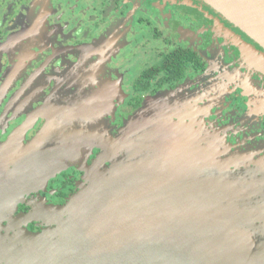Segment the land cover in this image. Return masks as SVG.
<instances>
[{
    "label": "flooded vegetation",
    "instance_id": "af4514ba",
    "mask_svg": "<svg viewBox=\"0 0 264 264\" xmlns=\"http://www.w3.org/2000/svg\"><path fill=\"white\" fill-rule=\"evenodd\" d=\"M235 41L264 55L204 0H0V190L70 132L58 149L79 146L74 165L12 186L16 194L0 204V233L14 240L7 245L21 228L58 231L44 215L23 218L87 187L83 169L101 153V136L113 143L131 118L165 119L159 141L190 131L197 142L216 139L264 207V65L246 61Z\"/></svg>",
    "mask_w": 264,
    "mask_h": 264
},
{
    "label": "water",
    "instance_id": "95a60500",
    "mask_svg": "<svg viewBox=\"0 0 264 264\" xmlns=\"http://www.w3.org/2000/svg\"><path fill=\"white\" fill-rule=\"evenodd\" d=\"M204 1L264 47V0ZM258 61L264 65V58ZM136 120L113 143L101 136V153L83 169L87 187L66 205L23 218L44 215L58 231L21 228L22 239L8 245L12 238L0 233V264H264V240L254 238L264 237V207L252 202L256 191L249 177L232 173L239 162L223 158L229 153L207 135L197 142L190 131L188 137L159 141L165 119ZM154 122L162 125L151 128ZM72 136L45 149L38 161L17 166L0 190V204L16 194V183L74 165L79 146L62 157L58 149ZM22 241L18 252L10 251Z\"/></svg>",
    "mask_w": 264,
    "mask_h": 264
},
{
    "label": "rangeland",
    "instance_id": "374dc122",
    "mask_svg": "<svg viewBox=\"0 0 264 264\" xmlns=\"http://www.w3.org/2000/svg\"><path fill=\"white\" fill-rule=\"evenodd\" d=\"M186 30H187V28L185 29V31ZM235 44L240 47V51L242 52V55L244 56V59L246 61L250 60L254 64V63H257L258 60L262 61V59L264 58V56L258 50H256L255 47H253L251 45L247 44L246 46L242 47L236 41H235ZM204 46H205V43H204L202 49L204 48Z\"/></svg>",
    "mask_w": 264,
    "mask_h": 264
},
{
    "label": "bare ground",
    "instance_id": "6f19581e",
    "mask_svg": "<svg viewBox=\"0 0 264 264\" xmlns=\"http://www.w3.org/2000/svg\"><path fill=\"white\" fill-rule=\"evenodd\" d=\"M240 44V43H239ZM257 52V51H256ZM171 109V108H170ZM173 110V109H172ZM185 112V111H184ZM187 112V111H186ZM176 114V113H175ZM179 114V113H178ZM185 114H188V113H185ZM172 115H173V113H172ZM187 116V115H186ZM185 126V125H184ZM188 126V125H187ZM186 127V126H185ZM60 150V149H59ZM74 151H75V146H73V147H69V148H61V150H60V152H59V154H60V157H62V156H66V155H68V154H70V153H74ZM253 165V164H252ZM255 187V186H254ZM262 203V202H261ZM255 207V206H254ZM263 224V223H262ZM259 239H261V236L260 237H258ZM264 239V238H263ZM262 240V239H261Z\"/></svg>",
    "mask_w": 264,
    "mask_h": 264
}]
</instances>
